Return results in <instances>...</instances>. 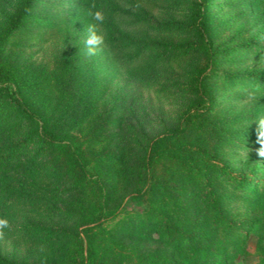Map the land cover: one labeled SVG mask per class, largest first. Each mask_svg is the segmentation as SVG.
I'll return each instance as SVG.
<instances>
[{"label": "rangeland", "instance_id": "obj_1", "mask_svg": "<svg viewBox=\"0 0 264 264\" xmlns=\"http://www.w3.org/2000/svg\"><path fill=\"white\" fill-rule=\"evenodd\" d=\"M207 5L211 105L146 182L150 143L201 103L196 1L0 0V66L107 189L105 205L59 151L28 141L31 125L0 95L1 260L83 264L86 224L96 264H264V0ZM89 10L104 15L93 54ZM262 168L256 192L245 188L240 175ZM104 207L117 216L90 224Z\"/></svg>", "mask_w": 264, "mask_h": 264}, {"label": "trees", "instance_id": "obj_2", "mask_svg": "<svg viewBox=\"0 0 264 264\" xmlns=\"http://www.w3.org/2000/svg\"><path fill=\"white\" fill-rule=\"evenodd\" d=\"M197 9L194 18L192 29L197 33L198 38L203 42L205 52L207 54L208 68L199 72L194 79V89L198 95L201 103L198 108L189 110L184 113L183 126L178 129H173L164 132L159 137L155 138L149 145L143 163L144 174L146 182L150 180V175L158 159L164 155L176 156L179 147L176 145L178 137H180L186 131V123L189 122L192 116H200L205 113L211 105V97L208 90L202 87V83L208 80L213 75L212 59L213 52L211 46V40L208 33L207 14L208 5L207 0H195ZM0 95L5 100L6 104L16 111L23 120L31 125L32 130L27 135L28 141H33L40 146L51 147L59 151L68 161L73 170L74 179L77 182H93L99 186L102 197L104 198V204H107V189L103 182L99 180V176L93 173L87 166L83 159L81 152L73 146V144L66 138L54 133L50 129V125L41 117L38 113L33 111L27 104L26 98L22 93L21 86L18 83L17 77L13 70L0 66ZM203 110V111H202ZM25 142V141H24ZM23 144V141L21 142ZM20 146V145H18ZM262 169H256L252 175H240V180L245 184V188L253 189L256 192L257 186L253 187L260 177ZM137 198L141 203H144L145 192L141 191L137 194ZM117 216L116 212L106 213L105 207L103 212L100 213L96 220L90 222V224H97L101 222H107ZM93 227V226H92ZM84 236L83 240V264H96L98 253L92 247L90 241L91 229L88 225L84 224L80 233ZM154 259V257H152ZM173 264L168 261L155 260V263ZM0 264H7L6 261L0 259Z\"/></svg>", "mask_w": 264, "mask_h": 264}, {"label": "clouds", "instance_id": "obj_3", "mask_svg": "<svg viewBox=\"0 0 264 264\" xmlns=\"http://www.w3.org/2000/svg\"><path fill=\"white\" fill-rule=\"evenodd\" d=\"M86 15L91 17L96 23L89 24L87 28V38L85 44L88 46L89 54H93L97 46L103 43V34L99 32V25L102 24L104 15L102 11H91L89 10ZM260 126L264 127V120L260 121ZM6 223L5 221H0V224Z\"/></svg>", "mask_w": 264, "mask_h": 264}]
</instances>
